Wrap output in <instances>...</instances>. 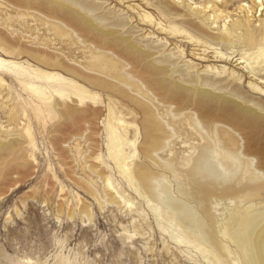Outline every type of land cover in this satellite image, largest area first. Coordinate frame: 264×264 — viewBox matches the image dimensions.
I'll return each mask as SVG.
<instances>
[{
	"label": "rangeland",
	"instance_id": "obj_1",
	"mask_svg": "<svg viewBox=\"0 0 264 264\" xmlns=\"http://www.w3.org/2000/svg\"><path fill=\"white\" fill-rule=\"evenodd\" d=\"M120 1L98 0L106 7L116 6L131 18L136 12L145 11L152 14L155 21L165 23L154 0H123V4H119ZM165 1L178 3L185 11L189 4L201 10L204 0ZM205 1L211 2L206 5L209 13L225 0ZM251 1L244 0L248 4ZM228 2L229 10L222 14L221 20L215 19L219 12L211 16V28H220L225 22L245 16L238 1ZM252 11L253 24L258 26L259 20H264V5L254 7ZM40 13L36 8L28 11L20 0H0V60L27 64V56L21 52L23 48L44 49L95 72L90 67L95 62L75 34L62 33L63 24L50 23ZM227 14L231 16L229 19H225ZM194 19L202 23V20ZM133 22L136 25L135 20ZM149 30L152 29L142 25H137L136 29L140 35ZM153 40L157 41V38ZM180 41V37L169 39L165 47L175 56H178L174 50L176 46L184 51L185 61H191L193 66L187 70L200 74L204 81L200 85L202 88L227 99L236 98L232 92L234 87L244 95L257 97L250 95L248 87L250 77L264 79L261 60H253L257 50L244 48L232 52L222 49L228 61L224 71L217 68L222 63L211 50ZM7 46L11 48L10 52ZM238 58L251 61L255 69L251 66L244 71L235 68L234 62ZM22 81L13 71L0 68V148L7 147L0 154V264H258L249 244L247 222L252 208L264 211V181L248 183L239 195L228 193L238 181L227 182L217 187L216 196L208 197L195 188L194 192L191 182H185L190 187L188 193L193 194L191 197L196 202L208 200L204 201V206L208 205V213L217 222L216 228L211 229L214 244L225 249L221 251L215 245H202L199 250L188 243L190 237L176 225L172 216L160 210L162 217L159 218L121 173L108 147L105 128L109 95L112 96L111 103L131 124L127 137L137 142L125 149L128 164L144 166L152 175L161 176L171 193L181 196L177 186L183 181L180 171L185 169L180 155L184 146L180 144L181 139L172 147L178 165H157L145 157L141 147L143 133L139 127L143 117L134 101L147 103L164 119L173 121V117L168 116L169 104L159 91L151 86L146 90L142 82L136 80L132 83L140 87H132L129 92L134 100L100 92L102 104L96 107L101 109L98 113L88 111L69 116L62 112L60 105L64 101L51 112L45 105L53 104V101L42 100ZM68 104L77 106L70 100ZM173 109L176 118L183 121L191 133L184 119H191L195 111L185 109L180 112L177 105ZM214 116L209 117L214 119ZM204 122L205 119L202 125ZM124 124L117 122L120 134ZM136 127L139 128L137 131ZM183 128L177 127L181 138L187 136ZM222 131L220 134L225 138ZM226 143L227 149L231 150L232 143L229 140ZM263 150L258 155L264 162ZM173 154L165 151L159 156L168 161ZM234 214H237L236 218ZM176 235L184 239H178Z\"/></svg>",
	"mask_w": 264,
	"mask_h": 264
},
{
	"label": "bare ground",
	"instance_id": "obj_2",
	"mask_svg": "<svg viewBox=\"0 0 264 264\" xmlns=\"http://www.w3.org/2000/svg\"><path fill=\"white\" fill-rule=\"evenodd\" d=\"M20 1L26 4L28 11L36 8L50 23L54 22L58 26L63 24L60 28L62 33L75 34L95 62L90 65L95 72L89 71L80 63L71 64L55 53L33 48H23L21 51L27 56V64L0 60V68L13 71L21 77L22 82L34 89L42 100H52L53 104L45 105L47 110L52 112L60 105V101H64L60 106L62 112L69 116L88 111L98 113L101 109L96 107L102 104L100 92L134 100L129 92L132 87H140L132 83L136 80L142 82L146 90L151 86L159 91L169 104L168 116L173 117V121L171 123L169 119H164L147 103L134 101L143 117L139 127L143 133L141 147L145 157L157 165H178L179 160L173 154L172 147L181 139L180 144L184 146L181 147L180 155L185 167L180 171L183 181L177 185L181 196H174L161 176L152 175L144 166L128 164L125 149L137 142L127 137L131 124L126 122L118 107L111 103L112 96L109 95L105 128L111 155L129 186L134 188L158 217H162L160 210L172 216L176 225L182 227L190 237L188 243L195 249L202 250V245H215L221 251L225 250L223 246L214 244L215 236L211 229L216 228L217 222L208 213V205L204 206V201L208 200L196 202L191 197L193 194L188 193V188L192 186V190L195 188L198 193L207 197L216 196L217 187L238 181L228 193L239 195L248 183L264 181V162L258 155L264 148V79L249 78L250 95H257L259 99L242 94L236 87L232 91L236 95L235 99L214 95L200 86L204 81L200 79L199 73L187 70V67L193 66L191 61H185L184 51L176 46L174 50L178 56H175L165 46L169 39L180 37L188 44L204 47L213 52L216 60L222 63L217 68L224 71L227 70V65L224 64H228V61L222 49L238 52L249 48L257 50L253 54V60H261L264 66V20L260 19L259 25L254 26L252 14L254 7H263L264 0H252L249 4L244 0H236L245 16L237 21L225 22L217 29L211 28L209 20L218 12L215 19L223 18L222 14L230 7L228 0L210 9L209 13L206 12V5L211 2L205 0L201 3V10L189 4L185 11L178 3L154 0L163 13L165 23L155 21L152 14L145 11L136 12L131 18L116 6L106 7L104 2L98 0ZM121 3L123 4V0L119 2ZM208 14V18H205ZM230 17L227 14L225 19ZM194 18L202 20V23ZM137 25L152 30L140 35L136 31ZM158 35L164 37L160 39ZM153 38H157V41ZM6 48L10 52L11 48ZM234 64L235 68L239 67L243 71L247 66L253 67L251 61L243 58H238ZM68 100L77 106L71 107ZM174 105L181 109L180 112L185 109L195 111L191 119H184L191 133L185 128L183 121L176 118L173 113ZM117 110L119 115H116ZM211 114L215 115L214 119H210ZM204 119L205 125H202ZM120 121L125 123L122 134L117 126ZM179 126L184 127L182 130L187 135L185 138L177 133ZM136 128L137 131L139 128ZM221 130L225 138L220 134ZM228 140L232 143L231 150L226 147ZM6 149L7 147H1L0 154ZM165 151L173 154V158L162 160L159 155ZM186 181L191 182L190 187L186 185ZM249 212L247 231L250 234L251 251L256 262L264 264V211L252 208ZM236 215L233 216L236 218ZM176 238L184 239L179 235ZM214 260L217 261L216 255Z\"/></svg>",
	"mask_w": 264,
	"mask_h": 264
}]
</instances>
